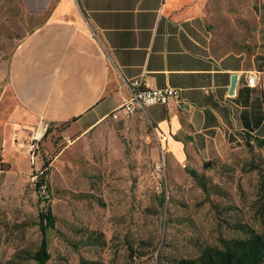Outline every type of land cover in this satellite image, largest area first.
<instances>
[{
    "label": "rangeland",
    "instance_id": "1",
    "mask_svg": "<svg viewBox=\"0 0 264 264\" xmlns=\"http://www.w3.org/2000/svg\"><path fill=\"white\" fill-rule=\"evenodd\" d=\"M57 1L0 0V264H38L43 238L46 264H174L242 237L239 225L264 236V0L207 2L217 56L240 62L242 71L234 73L235 94L227 91L203 124L198 109L177 103L174 138L183 154L168 155L162 179L153 163L168 146L152 134L168 133L147 109L129 114L118 106L93 125L56 131L58 124L43 139L48 124L21 131V51L11 56ZM43 175L40 199L35 183ZM48 209L56 222L43 231L40 214Z\"/></svg>",
    "mask_w": 264,
    "mask_h": 264
},
{
    "label": "crops",
    "instance_id": "2",
    "mask_svg": "<svg viewBox=\"0 0 264 264\" xmlns=\"http://www.w3.org/2000/svg\"><path fill=\"white\" fill-rule=\"evenodd\" d=\"M208 1L58 0L11 56L21 51V111L27 115L21 131L75 117L71 126L93 125L121 105L135 79L179 90L180 101L198 109L203 124L207 113L218 111L231 75L242 71L240 62L216 54ZM178 102L165 106L163 119L159 105L147 108L170 137L168 155L177 157L183 154L174 138L181 128Z\"/></svg>",
    "mask_w": 264,
    "mask_h": 264
},
{
    "label": "trees",
    "instance_id": "3",
    "mask_svg": "<svg viewBox=\"0 0 264 264\" xmlns=\"http://www.w3.org/2000/svg\"><path fill=\"white\" fill-rule=\"evenodd\" d=\"M225 75V74H224ZM226 76V82L228 83L229 76ZM226 83V84H227ZM243 91V89H242ZM159 119L166 118V110L164 105H159ZM111 114V113H110ZM109 114V115H110ZM78 117L70 119L66 122L60 124L56 127V131H64L76 122ZM241 125L245 130H250V123L247 119V113L243 112L241 116ZM55 124L49 123L46 132L42 136V139L54 129ZM248 138H252L248 131H246ZM41 139V140H42ZM264 141H260L263 143ZM5 165L4 162L0 164V184L2 181V174L6 171L2 167ZM46 168L47 162H44ZM43 172V171H42ZM44 173V172H43ZM193 178H195L199 183L205 188L204 177L200 176L196 171H190ZM44 176H40L35 183V188L38 191V196L41 199L43 197L41 189H46V183ZM41 222H45L42 226V230L45 231L48 228H54L56 218L48 209L45 213L40 214ZM238 230L242 233V237H233L228 239H221L218 245L206 246L200 250L197 258H181L174 262V264H264V236L255 230L246 227L245 225H239ZM35 259L38 264H46L49 259V254L47 253L46 239L43 238L39 251L36 253Z\"/></svg>",
    "mask_w": 264,
    "mask_h": 264
},
{
    "label": "built area",
    "instance_id": "4",
    "mask_svg": "<svg viewBox=\"0 0 264 264\" xmlns=\"http://www.w3.org/2000/svg\"><path fill=\"white\" fill-rule=\"evenodd\" d=\"M249 86L255 85V78L247 79ZM130 94L123 100L120 108L126 113H134L138 110H145L151 106L164 105L167 106L170 102L180 101L181 92L172 87H145L141 79L133 80L129 86ZM152 138L164 144L168 137L165 134H152ZM168 164V151L159 150L156 160L153 163V174L160 179L164 178ZM42 195L45 194V189H41Z\"/></svg>",
    "mask_w": 264,
    "mask_h": 264
},
{
    "label": "water",
    "instance_id": "5",
    "mask_svg": "<svg viewBox=\"0 0 264 264\" xmlns=\"http://www.w3.org/2000/svg\"><path fill=\"white\" fill-rule=\"evenodd\" d=\"M238 74H233L230 77V85H229V89H228V95L232 96L235 94L236 92V87L238 84Z\"/></svg>",
    "mask_w": 264,
    "mask_h": 264
}]
</instances>
